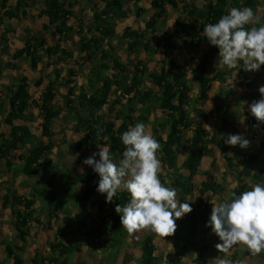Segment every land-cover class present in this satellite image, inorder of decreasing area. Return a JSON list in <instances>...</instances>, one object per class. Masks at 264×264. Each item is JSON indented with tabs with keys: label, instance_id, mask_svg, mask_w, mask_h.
Here are the masks:
<instances>
[{
	"label": "trees",
	"instance_id": "trees-1",
	"mask_svg": "<svg viewBox=\"0 0 264 264\" xmlns=\"http://www.w3.org/2000/svg\"><path fill=\"white\" fill-rule=\"evenodd\" d=\"M73 1L0 0V26L9 21L0 34V40L4 41L0 44L2 52L9 47L8 35L14 33L12 24L27 18L33 9L42 18L37 31L23 30L25 36L21 38L20 47L14 49L4 66L15 71L18 68L16 62L21 59L29 63L30 69L40 71L42 76L34 81L36 86L47 80L41 104L32 98L28 79L23 74L16 73L15 83L11 85L1 84L4 92L0 97V107L5 102L8 131L0 135V175L22 174L34 179L31 193L22 194L7 189L1 196L2 207L10 209L14 233L25 243L26 237L31 234L30 229L35 224H42L36 215L39 204V213L49 212L46 216L50 221L46 224L48 230L52 222L66 225L64 229L58 225L54 239L46 242L50 253L46 258L47 264H88L85 255L78 256L76 261L72 257L82 244L89 247L90 255H94V264H115L119 249L128 239L135 238V234L125 231L115 212L117 205L123 206L128 201L126 191L118 192L113 202L106 203L104 195L95 190L98 175L89 166L84 165L83 173H79L74 165L48 170L46 155L57 146V142L53 141L56 133L52 131V123L64 112L53 102L58 98V102H64L66 111L74 113L76 123L84 131L77 147L87 152L79 156V161L98 151L99 147H108L114 162L118 163L124 149L121 134L136 123L149 122L150 134L160 145L157 151L162 169L160 179L177 190V199L181 202L191 201L196 191L192 175L204 157L211 159L210 168L199 174L202 180L197 189L203 200L198 207L190 202L192 212L176 220V230L171 236L177 256L166 258L165 254L158 253L155 241L161 235L142 229V236L137 240L140 251L138 264H181L189 247L197 252L195 257H191L192 264H210L217 254L216 242L208 241L201 232H197L196 226L200 219L206 224L212 204H219L217 197L226 191L224 184L212 172L217 170L216 153L219 152V159L227 168L222 173V180L230 174L241 184L231 190L229 200L233 194L245 191L246 184L249 189L254 183H264V123L257 121L248 108L250 103L260 99L254 82L260 79L264 84V78L261 79L264 65L255 72L245 71L242 62L236 69L219 71L214 68L212 64L218 57V49L207 44L203 27L216 22L232 7L253 10L254 19L246 28L264 25V12L259 18L255 16L260 1ZM141 2H146L151 9L142 29L137 23L147 10L138 7ZM168 8L179 11V17L173 24L174 34L162 46L158 43L153 45L151 37L160 22L168 17ZM86 11H89L88 16ZM71 19L77 21L76 30L70 24ZM128 20L134 23L124 26L117 35L116 23ZM120 40L126 41L127 51L135 56L142 53L154 55L158 51L155 48L161 47L163 58L159 70L146 69L141 58L126 66L115 53V43ZM199 44L204 45L205 50L193 68L187 69L173 59V50ZM233 72L253 87L245 98L246 103L237 104L243 109L238 111V115L243 116L247 129L259 140L255 151L224 143L233 129L226 118L222 119L223 126L215 132L207 131L203 126L212 113H217L213 110L205 112L201 108L209 98L212 84L234 81ZM146 81L150 87H147ZM190 84L197 85L194 97L190 94ZM32 106L39 111L40 135L46 139V144L38 142L25 124L28 121L27 111ZM185 130H190L191 134H184ZM59 143L67 144L64 135L58 146ZM231 149L233 156L229 157ZM181 151H185L182 161L179 158ZM78 189L82 190L80 196L77 195ZM77 198L81 203L89 202L96 206V216L85 213L79 206L76 208ZM208 228L205 226V229ZM3 245L12 264H24L9 241H3ZM17 250L22 252L23 247H17ZM35 255L39 256V253ZM258 256L264 259V250ZM33 261L36 263V260ZM230 263L241 264L236 261V255Z\"/></svg>",
	"mask_w": 264,
	"mask_h": 264
},
{
	"label": "clouds",
	"instance_id": "clouds-1",
	"mask_svg": "<svg viewBox=\"0 0 264 264\" xmlns=\"http://www.w3.org/2000/svg\"><path fill=\"white\" fill-rule=\"evenodd\" d=\"M253 19L252 9L232 7L216 22L204 25L207 44L218 49L216 69H236L242 62L245 71L255 72L264 65V25L245 27ZM258 92L260 99L248 108L257 121L264 123V85ZM120 141L124 149L118 163L108 147H99L82 161L98 175L96 192L104 195L106 203L113 202L120 191L128 193V201L115 207L127 232L146 229L163 237L172 235L176 220L192 212L190 202L194 200L179 201L177 190L161 181V162L157 158L160 145L144 123L130 126ZM224 143L241 149L249 146L242 134H228ZM212 205L205 226L221 241L216 245L219 251L227 253L238 244L253 253L264 250V183H254L248 190L233 194L229 201ZM218 264L230 261L219 259Z\"/></svg>",
	"mask_w": 264,
	"mask_h": 264
},
{
	"label": "rangeland",
	"instance_id": "rangeland-1",
	"mask_svg": "<svg viewBox=\"0 0 264 264\" xmlns=\"http://www.w3.org/2000/svg\"><path fill=\"white\" fill-rule=\"evenodd\" d=\"M40 1V0H38ZM78 0H74L75 2ZM185 2H188V0H184ZM179 5H182L181 2H179ZM138 7H143L147 10V13L141 17L139 22L137 23V26L141 29L143 28L144 21L150 16L151 9L149 8V5L146 2H141L138 4ZM36 8V7H35ZM180 10V6L178 8ZM173 10L171 8H168V17L160 22V24L157 26V31L152 35V44L158 43L160 46L163 45V43L170 39L174 34V22L179 17V11ZM83 12V10H82ZM86 16L89 15V11H86ZM79 14H81V11L79 10ZM258 14L256 13V16ZM42 22V18L37 14V11L35 9L32 10V13L28 15L27 18L20 22L14 23L12 26L14 27V34H9L8 39L11 40L10 46L7 48L5 52L0 51V68L2 69L1 73V81H0V97L2 98L4 89L1 88V84L4 80L5 85H11L12 83H15L16 73L23 74L28 79V84L30 88V92L32 95V98L34 101L41 104L43 102L42 96L45 91L47 80H43L42 84L40 86H36L34 84V81L37 80L40 76V71H34L30 69L29 63L27 61L18 59L16 62V65L18 66L15 71H12L11 69L6 68L5 62L10 60V56L12 55L14 49L19 44L21 45V38L22 36H25L23 34V30L26 28H29L30 30L37 31L40 27V23ZM77 21L74 19H71L70 24L73 26V28L76 30ZM131 20L128 21H120L116 23V34L119 35L121 30L124 26L133 24ZM3 30V27H0V32ZM20 35L18 36V34ZM74 38L76 39L75 35ZM116 45V51L115 53L120 57L121 61L127 66L136 63L137 58H141L144 62V67L150 71H158L160 66V61L163 58V50L162 48H155L157 49V53L154 55L150 54H144L135 56L132 53H129L126 49V41H117L115 43ZM205 50L204 45L199 44L198 46H183L180 50H173L172 57L176 62H179L185 66L187 69L193 68L199 61V58L202 54V52ZM217 59L214 60L212 66L215 68V64L217 63ZM40 67V65H39ZM66 69V68H64ZM219 71L222 70H228V69H218ZM50 69L46 70L48 73ZM234 75V81L225 83H220L219 81H216L212 84V88L209 93V99L204 103L203 108L206 111H209V109L213 111H217V114L212 113L211 118H208V120L204 123V128H206L208 131L215 132L218 128L223 126L222 119L228 118V116L233 117L232 121L237 127L238 131L245 130L244 123L239 122L240 119L238 117L233 116V112L235 111H241L242 105L237 104L239 102V98L241 96H247V92L249 91V87L246 85L245 81L242 77L237 75V73L233 72ZM232 75V77H233ZM3 77V78H2ZM264 78V72L261 75V79ZM260 81V79H258ZM147 87H150V83L146 81ZM190 90L191 95L194 97L196 91H197V85L196 84H190ZM233 91V93L236 94L237 101L234 102V106L232 107L231 100L236 99V97H233L232 93L230 91ZM238 94V95H237ZM240 95V96H239ZM243 98V97H242ZM58 99V98H57ZM55 99L53 102L54 104H58L61 106L64 110V112L61 113V115L54 119L52 123V131L55 134L53 141L56 143L57 146H55L49 153H47L46 158V166H48L49 171H54L56 168H66L68 166L74 165L76 167V170H78L79 173L85 172V166L82 163V161H79V156L85 155L86 150L84 148L77 147V144L80 142V140L83 138L84 131L82 128L76 123L75 115L73 112L66 111L65 105L63 101L58 102V100ZM231 104V106H230ZM2 107H0V135L7 133L8 125L5 122L6 119V109L4 108L5 102L1 103ZM233 108V109H232ZM66 111V112H65ZM40 121L41 117L39 114V111L36 106H32L28 110V121L25 122L27 125H29L30 129L32 130L33 134L36 136V140L38 142H42L46 144V139L41 137V129H40ZM23 123V122H22ZM146 126V131L150 134L151 133V125L149 122L144 123ZM62 130L64 133L60 132ZM184 134H191L190 130H185ZM65 136L66 138V145H60L58 146L59 140H61L62 136ZM250 138V137H249ZM251 140H255L254 137L250 138ZM255 146L258 147L257 144H252L251 147ZM255 148V149H256ZM185 157V151H181L180 153V161L183 160ZM216 161H217V170H214L215 176L220 180L222 184L226 187V191L223 195H219L218 201L224 202L223 200L228 201L229 195L231 190L236 186H241L239 182L235 179L233 175H228L224 180H222L223 176L222 173L224 172L225 166L224 161L220 158L219 159V152L215 155ZM205 162V160H204ZM203 162V166H206L208 169L210 168V164ZM209 165V166H208ZM238 169V167H237ZM203 170L198 168L197 171L194 172L192 175L193 178V184L195 186L196 191H194V196L190 198V200H194L191 203L198 207L200 202L203 200V197L199 194L198 187L200 185V182L202 180V177L199 175ZM238 175V174H237ZM34 185V179L27 177L25 175H13V174H6L3 176H0V196L2 193H6L7 189H10L12 191H18L22 194H28L31 193L32 186ZM245 190H248V185H244ZM81 188V187H80ZM81 189L77 190V195L80 196ZM225 195V197H224ZM76 202V208L78 206L87 214H90L92 216H96V206L92 205L91 203H81L80 199L77 198ZM2 205V204H1ZM13 218L10 215V210L6 207L0 208V264H12L11 258L8 256L5 246L3 245V241H9L12 244V248L15 252H18L19 256L22 257V261L24 264H47L46 258L49 256V249L47 248L46 242L49 240L54 239L55 233H53L51 230H48L44 221V225L42 224H35L33 228L30 229L33 235L29 236L28 238V244L24 245L25 251L22 253L19 250H17V247L23 246L21 240L18 238L16 234H14L11 220ZM197 232H201L206 239L213 240V242L221 243L219 238L211 232V229H205V222L200 219L198 221V225L196 226ZM126 231V229H125ZM127 232V231H126ZM130 234L129 232H127ZM143 231L138 230L133 232L135 234V238H131L127 240V243L122 246L119 249L117 259L115 260V264H138V257H139V248L137 246V240H139L142 236ZM212 242V244H213ZM211 244V242H209ZM155 244L157 246V249L159 250L158 253L165 254L166 258L176 257V251L173 247V238L172 236H159L157 237ZM193 247H189L181 259V264H192L191 257H195L197 252L194 253ZM89 251L87 246H82L80 249L76 250L74 252V258H76V254H79L81 252H87ZM217 254L213 261H211L210 264H218L219 259H226L229 260L233 258L236 255V261L240 262L241 264H264V259L260 258L258 256V253L251 252L245 245L238 244L233 246L227 253L216 250ZM39 253V256H36L35 254ZM33 257V258H32ZM34 260H36V263H34ZM71 260V259H70ZM231 264V263H230Z\"/></svg>",
	"mask_w": 264,
	"mask_h": 264
},
{
	"label": "crops",
	"instance_id": "crops-1",
	"mask_svg": "<svg viewBox=\"0 0 264 264\" xmlns=\"http://www.w3.org/2000/svg\"><path fill=\"white\" fill-rule=\"evenodd\" d=\"M260 1V3H259V5H258V9H257V11H256V13L258 14L257 16H256V13H255V16L257 17V18H259V17H261L262 16V14H263V12H264V0H259ZM9 25V21H7V23H5V25H2V26H0V27H3V29L5 28V27H7ZM13 25V24H12ZM12 28H13V32H14V27L12 26ZM3 31V30H2ZM2 31L0 32V34L2 33ZM14 34V33H13ZM20 35V33L18 34V36ZM9 41L11 42V40L9 39ZM2 43H4V41L1 39L0 40V44H2ZM9 46H10V43H9ZM20 47V44L18 45V46H16L15 48H19ZM217 59V58H216ZM236 73V72H235ZM249 76V75H248ZM3 78V77H2ZM1 79V78H0ZM232 79L234 80L235 78H234V75H233V77H232ZM2 80V79H1ZM0 80V81H1ZM244 80V79H243ZM245 81V80H244ZM229 82V81H228ZM227 82V83H228ZM226 83V84H227ZM245 83H246V81H245ZM254 83H256L257 84V87L259 88L261 85H264V84H262L261 83V81H259V80H257L256 82H254ZM2 84H5V82H4V80H3V82H2ZM246 85L249 87L248 89H249V91L246 93L247 94V96H248V94L250 93V92H252L253 91V87H250L249 86V84L248 83H246ZM231 93H232V95H233V92H232V90H231ZM235 94V93H234ZM238 95V94H237ZM240 96V95H239ZM247 96H241L239 99V102H241V104L243 105V104H245L246 102H245V98H247ZM233 97H236V94L233 96ZM244 99H243V98ZM209 99V98H208ZM237 101V97H236V99H234V100H231V103L233 104L232 105V107L234 106V102H236ZM230 106H231V104H230ZM201 108L205 111V112H208V111H206L204 108H203V106H201ZM233 109V108H232ZM29 110V109H28ZM211 109H209V111H210ZM241 111H243V109L241 108L240 109ZM28 112V111H27ZM240 112V111H239ZM239 112H237V111H235L234 110V112H233V116L234 117H238V119H240L239 120V122H243V116H240V115H238V113ZM215 114H217L216 112H215ZM211 118V117H210ZM233 119V117H231V116H228V118H226L227 120H229L230 122H231V126H232V130H231V134H236L235 132H234V130H236V132L238 131V129H237V127L235 126V124L233 123V121H232V119ZM40 123H41V121H40ZM244 123V122H243ZM26 124V123H25ZM29 126V125H28ZM243 128H245V130H242V131H244L245 133H243L244 135V137L246 138V139H248L249 140V146L247 147L249 150H253V151H255V146H253V147H251V145L253 144L254 145V143H255V145L257 144V142L259 141L258 140V138H256V136H255V134L252 132L251 133V131H249L248 129H247V127H246V125L244 124V127ZM207 130V129H206ZM7 131H8V128H7ZM208 131V130H207ZM248 131V132H247ZM210 132H212V131H210ZM240 132V131H239ZM4 135H5V133H4ZM251 137H254V139L255 140H251L250 138ZM233 149H231V151H232ZM228 156L230 157V156H233V151L232 152H230V153H228ZM263 159H264V155H263ZM204 160H205V162H204ZM241 160V159H240ZM207 161H209V162H207ZM203 162L204 163H208V164H210V162H211V159L209 158V157H204L203 159H202V162H201V165H200V167H201V169L203 170V171H205V170H207L208 168L206 167V166H203ZM2 166V164L0 165V168H2L1 167ZM209 166V165H208ZM199 167V168H200ZM225 169H227V168H225ZM224 169V170H225ZM235 169L236 170H238L239 169V167H238V169H237V166L235 167ZM8 174H13V173H8ZM6 175V174H5ZM13 175H20V174H13ZM0 176H3V175H0ZM3 194V193H2ZM2 194H1V196H2ZM1 196H0V204H1ZM38 206H39V204H37V207H36V209H37V212H36V215L38 216V217H40V220H41V222H42V225H44V221H45V224H48V222H50L49 220H48V218L46 217L47 216V214H49V212L47 211V210H45V211H41V213H39V211H38V209H40V208H38ZM2 207V205H0V208ZM8 209H9V207H7ZM10 210V209H9ZM10 215H11V213H10ZM12 217V216H11ZM12 221V220H11ZM12 225V224H11ZM58 225H60L63 229L66 227V225H64L63 224V222H58V224H56V223H51V225H50V229L49 230H51L53 233H55L56 234V230H57V226ZM12 228H13V226H12ZM31 232V231H30ZM15 234V233H14ZM31 235H33L32 234V232H31V234L29 235V236H31ZM18 236V235H17ZM28 236V237H29ZM28 237H26V240H25V243H23L22 241V244H23V250H22V253L25 251V247H24V245H26V244H28ZM54 237H55V235H54ZM84 246H87V245H84ZM88 247V246H87ZM88 249H89V247H88ZM89 251H87V252H81V253H79V254H76V258H74V254L72 255V257H73V260L74 261H76L77 259H78V256H84L85 255V257H86V262L88 263V264H94V260H92V259H94V255H90L89 253H88ZM49 256H50V253H49ZM33 258V257H32ZM87 258H88V260H87ZM89 259H91V260H89ZM94 261V262H93Z\"/></svg>",
	"mask_w": 264,
	"mask_h": 264
}]
</instances>
